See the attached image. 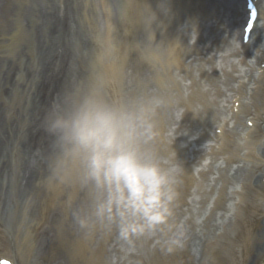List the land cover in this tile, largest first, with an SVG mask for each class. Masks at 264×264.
<instances>
[{"label": "clouds", "instance_id": "1", "mask_svg": "<svg viewBox=\"0 0 264 264\" xmlns=\"http://www.w3.org/2000/svg\"><path fill=\"white\" fill-rule=\"evenodd\" d=\"M115 56L102 45L86 74L57 94L42 122L50 139L47 182L89 192V208L74 213L85 233L103 223L113 205L144 203L163 214L181 173L156 139L167 97L157 89L134 90Z\"/></svg>", "mask_w": 264, "mask_h": 264}, {"label": "bare ground", "instance_id": "2", "mask_svg": "<svg viewBox=\"0 0 264 264\" xmlns=\"http://www.w3.org/2000/svg\"><path fill=\"white\" fill-rule=\"evenodd\" d=\"M222 2L223 0H220L217 6H210L206 3L201 5V9L203 10V18H204L203 21L205 24H208L211 21L217 22V16L215 14H218L219 10L224 8L225 4L222 5ZM215 7H219V8L215 10V14H214L213 9ZM229 14H230V11L224 12V15H229ZM212 30H213L212 28L206 27L207 32H211Z\"/></svg>", "mask_w": 264, "mask_h": 264}, {"label": "snow or ice", "instance_id": "3", "mask_svg": "<svg viewBox=\"0 0 264 264\" xmlns=\"http://www.w3.org/2000/svg\"><path fill=\"white\" fill-rule=\"evenodd\" d=\"M153 220H156V221H159L160 220V217L159 216H154L152 217Z\"/></svg>", "mask_w": 264, "mask_h": 264}]
</instances>
